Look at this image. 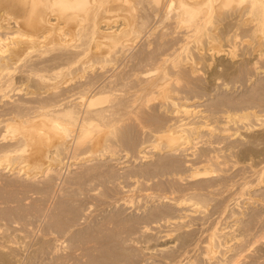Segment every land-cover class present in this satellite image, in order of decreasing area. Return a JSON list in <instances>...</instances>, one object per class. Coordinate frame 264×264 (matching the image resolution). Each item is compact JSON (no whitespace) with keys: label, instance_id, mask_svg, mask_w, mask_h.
<instances>
[{"label":"rangeland","instance_id":"374dc122","mask_svg":"<svg viewBox=\"0 0 264 264\" xmlns=\"http://www.w3.org/2000/svg\"><path fill=\"white\" fill-rule=\"evenodd\" d=\"M118 1L110 0L108 8L106 4L103 5L102 12L100 9L98 11L102 18L98 16L100 19L96 17V20L100 22L107 17V21L112 19L111 23H114L115 19L125 21L131 18L129 20L135 22L134 26L131 25V29L134 27L131 31L132 38L137 40V46L129 57L133 59L127 60L123 70L119 71L116 78L119 86L115 95L110 97L118 99L116 102L120 106L117 105L113 110L125 115L124 121L114 130L109 125L110 116L93 119V122L101 125V131L93 130L84 145L78 148H75L73 141L80 132L78 128L57 147H53L57 145L54 141L53 143L46 138L43 146H40L44 155H50V152L52 154L51 148H59V158H62L53 159L49 163L55 168L52 178H45L42 172H38L40 169H37L36 177L27 179L26 174H14L8 171L5 163L0 164V250L8 251L9 256L18 260L17 264H264V9L261 11L259 7H264V0H260L253 14L249 11L245 13L246 6L243 7L236 1L220 9L218 1L214 0L215 8L211 12L210 0H185V5L197 7L195 9L202 15L199 33L187 32L194 16L190 17L186 11L183 12V0H163L160 5L156 0L119 1L124 3L122 7ZM192 1H198V6ZM199 3L202 4L201 12ZM205 3L209 6H205ZM3 4L4 0H0L2 12L6 9ZM203 6L206 8L203 9ZM79 15L59 19L63 23L59 22L68 32V42L83 47L87 38H80L83 42L77 40L79 36L74 30L76 23L83 19ZM249 17L256 21L247 24ZM120 20L117 23L122 22ZM59 22L56 23V28ZM103 22L101 23L105 24L106 20ZM257 22H260L258 26L255 25ZM4 23L0 13V24ZM2 25L0 32L4 35L6 30ZM213 33H216V37L226 39L222 41L213 38ZM207 35L209 36L206 37ZM211 39L214 40L210 44ZM218 43H223V46ZM54 45L43 48V54L38 53L34 58L50 59L61 54L64 49ZM202 45L206 46V50L211 45L219 46L220 49L215 47L213 52L210 48L209 57H212V52L216 53L215 57L210 59L207 56L203 59L198 56L199 51L204 48ZM87 47L86 44L85 49ZM134 54L138 55L137 59ZM143 54L144 57L146 54L153 58L167 57V65L163 66L168 78L171 76L168 92L169 98L172 96L170 100L176 103V107L185 104L194 109L196 113L192 115L194 117H190L193 126L202 127L204 123L214 126L217 135L208 138L209 135L204 136L203 133V140L194 152L173 153L165 151L163 147L162 149V145L159 148L152 146L157 142V134L167 129L172 130L179 118L175 116L171 103L165 98L161 99L154 90L146 89V85L142 83L143 72L147 68V56L141 58ZM231 54L236 63L231 67L232 71H228L223 65L225 58L223 60L222 56L230 58ZM180 55L195 63V74H180L173 67L172 64ZM220 58L222 60L218 61ZM136 61L139 64L135 65ZM27 71L30 72L25 63H20L16 70L17 80L6 89V93L0 94L1 112L2 109L8 112L14 107L25 106L35 109L46 106L55 99L53 93L49 94L50 90L45 92L53 86L49 82L26 83L24 80L29 74ZM6 95L11 98L5 97ZM129 97L137 99L133 102L132 109L127 107L132 103ZM232 105L236 106L233 108ZM230 117L237 118L239 123H229ZM2 125L4 124L0 125L1 128ZM98 137V148L103 149L104 153L92 151L94 148L91 144ZM48 144L52 146L49 147ZM107 146H112L113 151L104 150ZM44 147H49L50 152L45 151ZM243 151L247 156H243ZM46 155L44 158H47ZM43 159L40 161L47 160ZM208 171L210 174L205 176ZM194 207L199 209L196 211ZM214 231L231 232L235 239L231 242L230 251L218 246V239L222 236L216 237L217 242L215 240V245L213 244L215 248H210V237ZM208 249L214 250L212 255Z\"/></svg>","mask_w":264,"mask_h":264},{"label":"bare ground","instance_id":"6f19581e","mask_svg":"<svg viewBox=\"0 0 264 264\" xmlns=\"http://www.w3.org/2000/svg\"><path fill=\"white\" fill-rule=\"evenodd\" d=\"M111 1H113V0H111ZM119 1L130 2V0H119ZM156 1L159 3V5L163 2V0H156ZM184 1L185 0H183V2ZM194 1H192V2H194ZM216 1H218V3H219L218 8H220V9L226 8L229 6V4L232 1H236L237 4L239 3L243 7L246 6V8L244 10L245 13L247 11H249V13H252V12L254 13L255 7H257L258 4H260L259 3L260 0H238V1L237 0H216ZM127 2L125 4H127ZM196 2H198V1H196ZM196 2H194L193 4L198 6V3H196ZM213 2H214V0H210V11L211 12L213 11L212 9L215 8L213 5ZM261 2H263V1H261ZM109 3H110V0H4V4H5L6 9L3 10L4 12H2L0 10L1 18L3 17L5 20L4 25H2V24H0V25L3 26L4 30H6V34H4V35H2V31L0 32V94L1 93L3 94V92L6 91V89L10 88L13 85L14 80L15 81L17 80V79H15L16 70L18 69L20 63H23V64L25 63V66H27L29 68L30 72L27 71V73H29V74L27 75V78H25L24 81H26V83H29L30 81L35 82V83L36 82H40V83L49 82L50 84L49 83L48 84L53 85V86H50V88L45 90V92H48L50 90L49 94L53 93V95H55V97H53L55 99H53V100L51 99L52 97L49 96L50 97L49 99H51L52 102L48 103V105H46V106H42V107L35 108V109L27 108L26 106L25 107H19L16 109L14 107L12 111L11 110L8 111L9 113L7 111H5L4 109H2V112L0 111V125L4 124V126L2 125L3 128L0 127V164L5 163V166L7 167L8 171H10V172L12 171V173H14V174L21 172L23 174H26L25 177L27 179H31V180L36 177V174H38V172H42L43 173L42 175H44L45 178H47V179L52 178L54 176L53 173H55V171H54L55 168H53L50 165L51 160L52 161H53V159H58V160L61 159L62 160V158L61 157L59 158V154H58L59 148H57L58 150L56 148L55 149L51 148V150H53L52 151L53 155L51 154L49 147L52 146V144L49 145L50 143H52L54 141L55 145L56 144L57 145L53 146V147L60 146L64 142V139L66 137L68 138L69 136H71V134L75 130H77V128H78L79 129L78 131H80V132L76 135V137L73 140L75 148H78L80 145H82L85 142V140L87 139V137L90 136V134L92 133L93 130H100L101 125L99 126L98 124L93 122L94 121L93 119H95V118H99V119L104 118L105 119V117L110 116L111 119H109V120H111V121L109 122V125L111 127H113V129L118 128L120 126V124L124 121L123 117L125 115H122L121 113H119V111L113 110V109H115V107L117 105L120 106V104L118 102H116V100H118V99H116L115 96L113 98H110V97L115 95V91H116L117 87L119 86V83L117 82L118 80H116V78L119 75V71L123 70L122 68L124 65H126L127 60L130 61L133 59V58L131 59L129 57L131 55H133L134 49L137 46L136 45L137 40L135 38H132V31H131L132 29H134V27L131 29V25H133V23H135V22H133L134 20L130 21L131 20V18H129L130 16L127 17V19L129 18L130 20L125 19V21L124 20L122 21L119 19L122 22H118V23H117V21H119V20H116V19L113 20L114 23H111L112 19H110V17L112 18V16L109 17L110 21H107V17H106V19L105 18L101 19L100 22L98 20H96V17L99 16V13H98L99 9H100V12H102L101 11L102 6L106 4V7H107V4H109ZM115 3H117V2L115 1ZM123 4L124 3L121 4V7ZM185 4H186V2H184V4L182 3V5H185ZM200 5L202 7V4L199 3V8H200L199 11L200 10L202 11V8L200 7ZM203 5H204V3H203ZM241 5H238V7H242ZM189 6H191V5H189ZM189 6L185 5V10L182 9L183 12L186 11L190 17L194 16L192 19L193 22L187 28V29H189L187 32L194 31L197 33L200 30V27H201L200 24H202L201 23L202 15L200 16L199 13L197 12V10H196V9H198L197 7L191 8ZM205 6L208 7L209 5H207V3H205ZM205 6H203V9L206 8ZM106 7L103 8L104 12H105ZM259 7H260L261 11L264 9L263 6H259ZM208 9H206L207 12L209 11ZM108 10L109 9H107L106 11H108ZM124 10H126V8L123 9V11ZM204 11H203V13H204ZM257 11L259 12V9ZM127 12L130 14L129 10H127ZM170 12H171V10H170ZM207 12L205 11V13H207ZM76 14H80L79 16H81L83 18V19H81V21L76 23L77 27H76V29H74L76 32L75 34H77V36H79V39H77V40H81V39L83 40V38H85V37L87 38V40H85L86 42L83 44L84 45L83 47H81L80 44H72L73 42L69 43L68 39H67L68 32H66L63 29V27H61V25H60V23L62 21L59 19L73 18V16H75ZM183 14H182V16H183ZM197 14H198V17H196ZM125 15L127 16V14H125ZM120 16H122V15H120ZM81 17H79V18H81ZM99 17L102 18L101 16H99ZM99 17L97 19H100ZM105 20H106V23L102 24L101 22H103V21L105 22ZM54 21H56V22H54ZM59 21H61V22H59ZM203 21H204V19H203ZM250 21L254 22V21H256V19H254V18L251 19V17H249L247 24H250L251 23ZM57 22H59L58 26H60V27L57 26V28H56L55 25ZM259 23L255 24V25L258 26ZM224 27H227V26H224ZM228 27L230 28V26H228ZM252 28H253V25H252ZM255 28H256V26H255ZM257 29H255V30H257ZM151 30H150V32H151ZM250 30H251V28H250ZM135 31H137V30H135ZM194 32H192V33H194ZM192 33H191V35H192ZM224 33H226V32L224 31ZM150 34H152V33H150ZM150 34L148 36H150ZM213 34H211V35H213V38L216 37L215 36L216 33H213ZM220 34H221V31H220ZM221 35H223V34H221ZM69 36H70V34H69ZM201 36H203V35L201 34ZM208 36L209 35H207L206 37H208ZM216 38H219V36ZM156 39H157V37H156ZM219 39H222V38L220 37ZM225 39L226 38H224V40ZM213 40L212 39L209 40V43H210V41H213ZM224 40L222 39V41H224ZM138 41H140V40H138ZM199 41H201V40H199ZM55 42H57V43H55ZM216 42H218L217 39H216ZM54 43H55V45L59 46L61 49H64L61 51V54L54 56L53 58H50V59L46 58V59L41 60L42 57L41 58L40 57L34 58V57H36V55L38 53L43 54V51H44L43 48H47V46H49V45H54ZM205 43H207V42L205 41ZM86 44L88 46L87 49H85ZM81 45H82V43H81ZM206 46H203L204 48H202V50H200L198 53V56L203 58V59L204 58L206 59L207 56L208 57L210 56L211 52L210 53L208 52L210 48L213 52H215V49H214L216 47L215 45H211V47H209L208 50H206ZM80 47H81V49L82 48H84V49H82V51H81V49L80 50L78 49ZM218 47H216V48H218ZM225 47H226V45H225ZM234 47H236V46H234ZM218 49H220V48H218ZM213 52L211 55H212V57L213 56L215 57L216 53H213ZM235 52H236V50H235ZM181 53H182V51H181ZM228 53L230 54V52H228ZM138 54H139V52H138ZM218 54L219 53L217 52V57H218ZM232 54L230 55V58H226L224 55L222 56L223 60L225 58V60L223 61L225 63H223V62L222 63H223V65L226 66V69L228 71H230V70L232 71L231 67L234 66L236 63L234 61L235 59H232V57H233ZM134 55H136V54H134ZM149 55H150V52H149ZM149 55L148 54L145 55V57L147 56V58L144 57V54L141 55V58H145V60L147 62V63L145 62L146 63L145 67H147V68L144 69V72H143L144 76L142 78V83L144 85H146V89H148L150 91L154 90L155 94H159V96H161V99L165 98L166 101L171 103V105L174 108L175 116L177 115L179 118L177 120L178 124L172 130L168 131V129H167V131L160 132V134L159 133L157 134V135H159V136H157V142L155 144H153L152 146H154L155 148H159V146L162 145L161 148L162 147L165 148V151L173 152V153H177L179 151L180 152L183 151L185 153V152H188L190 150H192L194 152V150H196L199 143H201L203 140L202 139L203 133H205L204 136L209 135L208 138H211V137H214L215 135H217L216 134L217 132L214 129V126L211 127L208 124H207L208 125L207 126L206 123H204V125H202V127L200 125L199 126V127H201L200 129H199V127L193 126V121L190 119V117L193 114H195L196 112L194 113V111H193L194 109L190 108V106H186L184 104L181 107H176V103L174 101L170 100V98L172 96L169 98L170 95H168L169 94L168 93L169 92V86L171 84L169 79L171 78V76H170V78H168L167 74L164 72V68L167 65L165 63L167 57L163 58L162 56H160V57L153 58V56H149ZM226 55H228L227 52H226ZM137 57H138V55H136L134 58L137 59ZM244 57H246V56H244ZM195 59H196V57H195ZM242 59H243V57H242ZM221 60L222 59L220 58V60H218V61H221ZM174 61H175V59H174ZM137 63L139 64V61H136L134 64L136 65ZM163 65H165V66H163ZM172 65L175 69H177V71L180 74L184 73V75H186L185 73H188V72H190L191 74L192 73L195 74L197 72V68H196L195 63L189 62L188 60H186L184 58L183 55H180L178 60L175 61ZM130 67H132V66H130ZM233 69H234V67H233ZM236 70H237V68H236ZM175 73H177V72L175 71ZM235 73H237V72H235ZM138 75H139V73H138ZM184 77H187V76H184ZM18 78H20V77H18ZM18 80L20 81L21 79H18ZM23 84H24V82H23ZM122 84H121V86H122ZM38 86H40V85H38ZM45 87H48V86H45ZM66 87H68V88H66ZM61 88H64V90H61ZM20 90H23V89H20ZM145 93H147V92H145ZM150 94H153V93H150ZM133 95H137V94H133ZM5 97H7L9 99L11 98L10 95H6ZM153 97H155V96H153ZM259 97H261V96H259ZM12 98H14V97H12ZM244 99H245V97H244ZM136 100L137 99H133L131 101L132 103H130L127 107H131V109H132L133 102L135 103ZM31 101H33V100H31ZM162 101H164V100H162ZM235 106H233V108ZM5 112H7V113H5ZM128 114H131V112L130 113L128 112ZM133 114H135V113H133ZM192 117H194V116H192ZM244 118H246V116ZM231 121L234 122V125L239 123L237 118L231 119V117H230V120L228 122L230 123ZM4 128H6V130ZM152 130H154V129H152ZM225 130L226 129H224V131ZM156 131L157 130H155V132ZM225 134H228V133H224V135ZM229 135H230V133H229ZM9 136H10V138L8 139ZM227 137H228V135H227ZM46 138H48V140L51 139L52 142H50L48 144L49 147L46 148L48 150L45 149L46 146L44 145L45 151L50 152V155L48 154L49 155L48 156L45 154L47 156V158H44L45 155L41 150L43 148H41L40 146H41V144L43 146V144H44L43 142H44V140H46ZM91 145H93L94 149H92V151H94L95 153H98L100 151L103 152V149H101L100 147L98 148V146L100 145L99 144V137L96 138L93 141V144H91ZM111 148H112V146H107L104 148V150L106 149V151H113ZM247 152H251V151L247 150ZM245 153L246 152L243 151V153H242L243 156ZM209 154H211V153H209ZM209 154H207V155L210 156ZM247 154H250V153H247ZM175 156H177V155H175ZM43 158L45 160L46 159L47 160L46 161H40ZM48 158L50 160H48ZM40 162H42V163H40ZM166 166H168V165H166ZM37 169H40L41 171L38 170V172H37ZM136 170H138V169H136ZM205 170H206V168H205ZM205 170H203V171H205ZM112 171H113V169H112ZM105 172H107V171H105ZM198 172H200V171L198 170ZM202 173L204 175V172H202ZM20 174H19V176H20ZM206 174H210V171L205 173V176H206ZM17 175H15V176H17ZM51 175H53V176L51 177ZM87 176H88V174H87ZM197 176H199V175H197ZM150 177H151V175H150ZM44 181H46V180H44ZM50 181H51V179H50ZM195 209L197 211L199 209V207L198 208L194 207V210ZM163 213H164V211H163ZM189 214H191V213H189ZM154 215H155V213H154ZM53 222H54V220H53ZM53 222H52V225H53ZM55 227H57V225ZM133 227H135V226H133ZM126 228H127V226H126ZM130 230H132V229L130 228ZM124 232H127V231H124ZM216 232L214 231L210 237L212 239L211 240L212 241L211 247L208 244L207 245L210 248H213V247L215 248V246H213V244L216 240V237L222 236L224 239L225 238L226 239H225V241H223V238L221 237L223 242L222 241L220 242L221 238L220 239L217 238L219 240L218 242L216 240L217 244L219 243L218 246L220 248L225 247L224 248L225 250L230 251L232 248L231 242L233 239H235V237L232 236L230 231H222V232H217V233ZM171 238H172V236H171ZM173 238H174V236H173ZM216 247H217V245H216ZM161 248H163V247H161ZM209 251L211 252V255L214 252L213 249H211ZM7 252H6V250H0V262H5L6 264L7 263L8 264H17L18 260L15 258H12V256H9V254ZM221 252H222V250H221ZM215 253H217V252H215ZM214 256L216 257V255H214ZM207 257H209V256H206V258ZM209 258H208V260H209ZM211 259L215 260V258H212V257H211Z\"/></svg>","mask_w":264,"mask_h":264}]
</instances>
